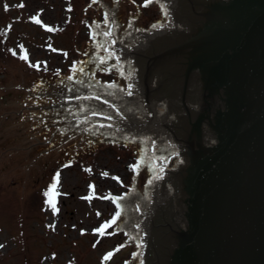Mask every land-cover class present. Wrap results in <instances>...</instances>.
Wrapping results in <instances>:
<instances>
[{
	"label": "rangeland",
	"instance_id": "1",
	"mask_svg": "<svg viewBox=\"0 0 264 264\" xmlns=\"http://www.w3.org/2000/svg\"><path fill=\"white\" fill-rule=\"evenodd\" d=\"M100 1L115 5V34L127 20L133 28L162 20L159 5L144 0ZM100 1L0 0V264H136L116 198L137 173L136 190L144 189L137 145L81 131L79 122L57 129L81 112L60 104L65 95L125 88L107 67L116 56L93 52L105 48L92 28L107 26Z\"/></svg>",
	"mask_w": 264,
	"mask_h": 264
},
{
	"label": "water",
	"instance_id": "2",
	"mask_svg": "<svg viewBox=\"0 0 264 264\" xmlns=\"http://www.w3.org/2000/svg\"><path fill=\"white\" fill-rule=\"evenodd\" d=\"M186 1L164 0V6L172 14L186 9L190 31L178 36L177 44L169 45L165 52L148 56L182 68L185 82L194 72L201 81V93H206L203 101L195 102L191 99L196 91L186 94L177 109L189 112L183 134L181 129L177 131L180 140L183 135L186 137L187 162L180 171V200L184 208L179 203L173 205L175 201L170 214L172 219L175 217L173 222L179 221L182 227L172 234L173 242L170 236L160 238L169 235L167 222L157 216L150 200L145 204L137 199L130 181L125 199L119 201L123 206L121 233L137 238L133 240V258H137L141 238L144 264H159L160 258V264H264V0H193L191 7ZM144 2L159 5L162 18L148 22L147 27L155 22L161 23L153 27L163 26L169 21L170 15L165 17L160 2ZM100 4L107 26L92 28L105 48L93 46V52L102 50L100 58L116 56L123 44H136L130 37L117 40L124 36L123 32L130 33L132 20H127L122 34H115V5L103 1ZM171 18L175 20L174 16ZM106 32L109 35H104ZM136 37L133 35L132 39ZM107 67L117 68L126 88L128 69L116 59ZM161 73L164 77V71ZM165 80L164 84L170 86ZM64 99L65 96L60 104L73 102ZM164 99L169 104L170 97ZM190 102L195 107L189 106ZM203 103H207V108ZM160 105L165 111L169 109L167 103ZM173 107L169 110L171 116L177 112ZM194 109L199 110V115L193 113ZM202 121L215 137L210 145L202 142ZM140 148L137 145L139 168H134V172L144 168ZM159 222L161 226L157 225ZM156 238L166 245L160 257L155 254L159 247Z\"/></svg>",
	"mask_w": 264,
	"mask_h": 264
},
{
	"label": "flooded vegetation",
	"instance_id": "3",
	"mask_svg": "<svg viewBox=\"0 0 264 264\" xmlns=\"http://www.w3.org/2000/svg\"><path fill=\"white\" fill-rule=\"evenodd\" d=\"M188 18H190V17L188 16ZM160 41H162V38H157V42H160ZM152 44L153 43H151V45H149V46H152ZM152 49L154 50L155 48H152ZM141 51H143V52H141ZM141 51H139L138 53L136 52V55H141L144 58V59H142V63H143V65H145L146 64V56L150 52V47L145 49V50H141ZM159 63L163 66L167 63V61L165 59H162V61H159ZM166 66L171 70L174 69V67L171 64H168ZM0 98H3V95L0 96ZM157 124L158 123L156 121H154L149 126L147 124H145L143 127H137V126L135 127V126H132V124L125 123V125L122 128L125 129L124 131H125L127 136L132 135L134 132H137V133L141 134L142 136L146 137L151 131H154V128H156ZM107 133L108 132L106 131L105 134H107Z\"/></svg>",
	"mask_w": 264,
	"mask_h": 264
},
{
	"label": "snow or ice",
	"instance_id": "4",
	"mask_svg": "<svg viewBox=\"0 0 264 264\" xmlns=\"http://www.w3.org/2000/svg\"><path fill=\"white\" fill-rule=\"evenodd\" d=\"M151 2H153V0H146V3H151ZM156 2H160L161 3V10H162L163 14L165 15V17H167V15H169V13L167 12L166 7L164 6V0H156ZM104 35L107 36V35H109V33L106 32V33H104ZM129 89H131V85H129ZM127 94L128 95H132V92L129 90ZM53 179L54 180H58L59 179V173H57L56 176ZM149 183H151V181H149ZM55 188H56V183H53L51 185L50 189H49V192H51ZM49 192H45V196H48L49 195ZM123 199H124V197H118V198H116L117 201H120V200H123ZM47 202L51 204L52 208L55 211V204L52 203V201H47ZM120 215L121 214L119 212H117L115 214V216L112 217V220L111 221H109L105 225H102L101 226V229L106 228V227H110L113 223L116 222V220L120 217ZM101 229H97L96 231L99 232V231H101ZM101 234H104V233L101 232ZM135 239H137V238L134 237L133 240H135ZM137 247H140V245H137ZM111 255H112V253H108V255L105 256V260H107Z\"/></svg>",
	"mask_w": 264,
	"mask_h": 264
}]
</instances>
